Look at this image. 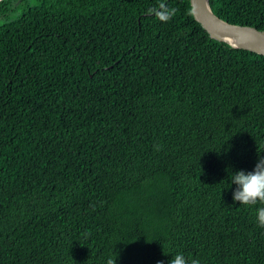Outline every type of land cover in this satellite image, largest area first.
I'll use <instances>...</instances> for the list:
<instances>
[{"label": "trees", "instance_id": "1", "mask_svg": "<svg viewBox=\"0 0 264 264\" xmlns=\"http://www.w3.org/2000/svg\"><path fill=\"white\" fill-rule=\"evenodd\" d=\"M208 4L264 30V0ZM262 156L264 55L189 0H0V264H264L231 183Z\"/></svg>", "mask_w": 264, "mask_h": 264}, {"label": "clouds", "instance_id": "2", "mask_svg": "<svg viewBox=\"0 0 264 264\" xmlns=\"http://www.w3.org/2000/svg\"><path fill=\"white\" fill-rule=\"evenodd\" d=\"M175 14V9H168L162 3L160 10L155 11L156 17L162 22H168ZM231 183L237 187L233 192V201L243 205L264 204V156L258 159L254 169L249 172L237 170L231 177ZM256 222L264 228V207L256 210ZM167 254V253H165ZM106 264H116V256L107 259ZM157 264H164L157 261ZM168 264H200L199 260L186 258L182 253H177Z\"/></svg>", "mask_w": 264, "mask_h": 264}, {"label": "water", "instance_id": "3", "mask_svg": "<svg viewBox=\"0 0 264 264\" xmlns=\"http://www.w3.org/2000/svg\"><path fill=\"white\" fill-rule=\"evenodd\" d=\"M189 3L193 18L211 38L226 42L235 48L264 55V30L219 19L211 11L208 0H189Z\"/></svg>", "mask_w": 264, "mask_h": 264}]
</instances>
